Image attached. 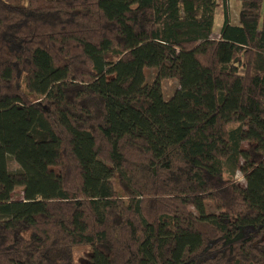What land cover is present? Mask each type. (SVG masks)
Segmentation results:
<instances>
[{
	"label": "trees",
	"instance_id": "trees-1",
	"mask_svg": "<svg viewBox=\"0 0 264 264\" xmlns=\"http://www.w3.org/2000/svg\"><path fill=\"white\" fill-rule=\"evenodd\" d=\"M236 1L214 36L218 0H0V264H264V0Z\"/></svg>",
	"mask_w": 264,
	"mask_h": 264
},
{
	"label": "rangeland",
	"instance_id": "rangeland-1",
	"mask_svg": "<svg viewBox=\"0 0 264 264\" xmlns=\"http://www.w3.org/2000/svg\"><path fill=\"white\" fill-rule=\"evenodd\" d=\"M223 7L227 9V13L230 18V21L235 24L239 23L240 2L236 0H226V1L218 0V5L216 7L215 17H214V28H213L214 36L218 35V31L222 24L221 10ZM143 72L145 76V81L147 82L151 81L155 76L154 68H144ZM161 84H162L163 98L165 100H168L176 91V89L179 88L178 80L176 78H165L162 80ZM243 147H246V144H243ZM7 167L15 176L17 177L22 176L18 163L10 155L7 156ZM225 173H226L225 176L227 175L232 176V178L236 183H239L241 185L245 184V178L241 171L239 170L231 171L230 169L225 167ZM11 196L13 199L22 198L21 187H16L13 190ZM208 210H214L211 204H209ZM88 250H89V245L86 244H79L73 246L72 253H73L74 264H81Z\"/></svg>",
	"mask_w": 264,
	"mask_h": 264
},
{
	"label": "crops",
	"instance_id": "crops-1",
	"mask_svg": "<svg viewBox=\"0 0 264 264\" xmlns=\"http://www.w3.org/2000/svg\"><path fill=\"white\" fill-rule=\"evenodd\" d=\"M219 32V31H218Z\"/></svg>",
	"mask_w": 264,
	"mask_h": 264
}]
</instances>
